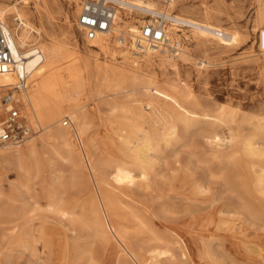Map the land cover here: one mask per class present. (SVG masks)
I'll return each instance as SVG.
<instances>
[{
  "label": "bare ground",
  "instance_id": "6f19581e",
  "mask_svg": "<svg viewBox=\"0 0 264 264\" xmlns=\"http://www.w3.org/2000/svg\"><path fill=\"white\" fill-rule=\"evenodd\" d=\"M21 1L0 0L14 58L0 71V92L13 91L32 131L0 149V164L21 170L7 191L0 187V263L75 264L65 230L78 224L114 264H264V112L203 102L177 77L193 57L190 44L234 46L239 29L214 20L208 6L173 13L179 0H124L173 13L166 32L181 44L172 55L137 48L145 20L126 9L87 38L77 20L84 0H66L74 3L83 51L48 29L59 0ZM254 4L252 27L264 54V0ZM65 22L73 34L68 15ZM167 70L175 78L160 82L157 72ZM65 168L83 191L71 206ZM89 176L93 187L85 184Z\"/></svg>",
  "mask_w": 264,
  "mask_h": 264
},
{
  "label": "rangeland",
  "instance_id": "374dc122",
  "mask_svg": "<svg viewBox=\"0 0 264 264\" xmlns=\"http://www.w3.org/2000/svg\"><path fill=\"white\" fill-rule=\"evenodd\" d=\"M4 1L10 4L17 3L18 5H21L22 3L21 0ZM59 1L62 5V9L54 11V18H52V23L48 26V29L53 30L57 35L65 38L67 42L76 45L79 49L84 51L85 42L83 40V33L79 31L78 28H76L75 24L76 16H74L73 12L74 3H70L66 0H64L65 2L63 0ZM254 3L255 0H179V5L174 8L173 12L177 13V11L180 10L183 5L196 7L208 6L213 10V12H215L211 15L214 20L219 21L225 26L234 24L242 33V40L238 44L230 47H219L206 50L202 46L190 44L189 46L191 48L193 57L191 58V60L180 65L179 74L177 75V77L180 79L181 83L185 82L190 87L192 92L194 91L193 94L196 97H199V99H201L203 102L207 101L224 106H230L235 108L239 113H248L249 116H255L256 114L258 115L264 112V54H262L258 50V32L252 27V12L254 10ZM29 4L30 6H32L33 0H29ZM66 15H68V17L72 20V27L74 26L72 28L73 34H70L66 31ZM200 59L206 60V62L204 61L206 65L204 64L203 67H199L198 62ZM207 63H209V65ZM157 73L160 82L162 80V77L171 79L175 78L176 76V74H174L172 70H167L164 74H160L159 71ZM5 93L0 92V99ZM200 97H202L203 99ZM86 102H89L88 105L92 106V108L96 106V101H92L89 98L86 99ZM102 110V113H105V109L102 108ZM68 124L69 122L63 125L66 126ZM33 128L34 130L38 129V127L34 126ZM249 128L250 124H248L247 122L242 123L241 129L242 131L244 130V133H247L249 131ZM37 134H35V136ZM224 136L228 137V132H224ZM4 148V145H0V149ZM84 168L85 171L88 172L86 164L84 165ZM65 169L66 170L64 171V176H68L66 180L70 186L66 184L64 199L67 205L71 206V204L75 202V200L80 196V194H82L83 191L80 190V186L70 180L71 171L69 172L68 168ZM20 173L21 170L14 162L0 164V187L7 191L11 182L15 183L18 181ZM89 180H87L86 178L85 184H87V186L93 187V182L90 176ZM72 183V189L74 188L75 190L69 188L71 187ZM37 189L39 190V188ZM71 191L73 192L70 194ZM40 201L41 204L44 205L45 199L40 198ZM52 216L53 215L50 214V217ZM71 227L74 229L70 228V230L68 231L65 230L71 241V261H73L75 264H114L113 255L109 254L108 256H103L98 249L97 243H92L93 237L90 235L89 229L78 224ZM70 231H72L73 234L72 232L70 233ZM74 231H77L78 234H82L83 236H78L76 234L77 237H74ZM251 231L253 232V230ZM77 243L78 245H76ZM79 244L81 245L79 246ZM188 245L189 248L192 249L191 244L188 243ZM80 247L83 249H87L88 252L92 248L93 259H89V255H87L86 258V253L88 254V252L83 255L77 254L78 251L83 250ZM0 264L6 263L1 262ZM23 264L26 263L24 262Z\"/></svg>",
  "mask_w": 264,
  "mask_h": 264
},
{
  "label": "built area",
  "instance_id": "2783aa9c",
  "mask_svg": "<svg viewBox=\"0 0 264 264\" xmlns=\"http://www.w3.org/2000/svg\"><path fill=\"white\" fill-rule=\"evenodd\" d=\"M126 9L134 15L141 16L145 22L138 25L135 34V46L143 48L145 45L165 49L175 55L180 43L168 37L166 29L168 23L174 22V15L161 11H153L147 7L124 0H84L78 15V24L87 38H94L99 32L107 31L118 10ZM9 38L3 28L0 18V71L12 64ZM0 145H19L31 133L32 129L20 113L15 103L13 92L8 90L0 99ZM65 124L69 119H65Z\"/></svg>",
  "mask_w": 264,
  "mask_h": 264
}]
</instances>
